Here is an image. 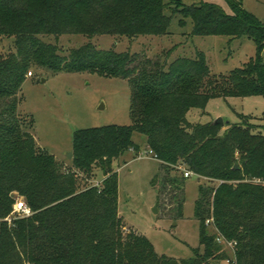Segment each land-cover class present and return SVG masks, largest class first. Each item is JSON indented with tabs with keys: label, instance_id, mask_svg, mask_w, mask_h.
Listing matches in <instances>:
<instances>
[{
	"label": "trees",
	"instance_id": "trees-1",
	"mask_svg": "<svg viewBox=\"0 0 264 264\" xmlns=\"http://www.w3.org/2000/svg\"><path fill=\"white\" fill-rule=\"evenodd\" d=\"M228 1L232 14L215 4L180 0H0V38L13 39L12 49L0 54V264H264V123L242 115L223 130L187 118L214 97L264 96V23L242 0ZM177 14L181 25L192 20L194 35L254 39L255 56L211 82L203 52L167 64V57L99 49L92 42L62 55L43 40L165 35ZM33 67L128 79L132 124L77 130L72 166L63 169L38 146L33 117L19 112V93ZM135 132L146 136L149 152L162 163L153 180L162 194L167 186L184 190L182 167L207 181L199 184L195 201L200 247L191 258L159 255L146 236L124 232L114 162L130 149L140 152ZM177 168L181 175L172 176ZM98 173L104 176L100 185L81 188ZM14 193L32 214L9 224ZM176 200L181 214L186 197L181 193ZM219 236L236 242L234 251L229 254Z\"/></svg>",
	"mask_w": 264,
	"mask_h": 264
},
{
	"label": "rangeland",
	"instance_id": "rangeland-1",
	"mask_svg": "<svg viewBox=\"0 0 264 264\" xmlns=\"http://www.w3.org/2000/svg\"><path fill=\"white\" fill-rule=\"evenodd\" d=\"M180 1L187 6L211 3L227 14L233 13L228 0ZM242 5L264 23V0H242ZM179 19L178 14L172 17L165 35H141L136 38L97 35L89 38L82 34H64L58 38L46 36L43 40L56 44L62 55H68L71 49L92 42L99 49L144 53L151 59L160 57L163 61L167 57V64L177 58L194 57L197 52H203L211 69V82L242 68L256 54L257 43L252 38L194 35L192 20L187 19L181 25ZM12 47V38H0V54H7ZM262 56L264 58V50ZM19 94L22 98L19 112L33 117V135L38 146L53 154L63 169L72 166L70 159L73 157L74 133L77 130L106 125L124 126L133 122L131 86L124 78L107 77L90 71L53 73L44 67H33L27 72ZM242 115L253 122L264 123V96L214 97L209 99L204 109H191L187 118L194 124L222 118L225 130L228 122H239ZM133 140L140 145V152L130 149L114 162L119 177V214L124 221V232L133 231L146 236L159 255L183 259L193 257V249L200 247L199 222L194 216L195 201L199 184L207 181L191 176L186 179L184 190L167 186L162 194L161 184L153 181L161 175L162 163L148 153L145 135L135 132ZM171 175L180 176V168L172 170ZM103 179L101 173L90 179L85 178L81 188L100 185ZM181 193L186 200L179 214L176 199L177 196L181 198ZM14 195L15 203H26L23 196L18 193ZM156 205L158 211H155ZM13 209L5 218L9 224L16 218ZM28 216L26 213L21 215ZM227 249L230 254L232 250ZM221 264H232V261Z\"/></svg>",
	"mask_w": 264,
	"mask_h": 264
},
{
	"label": "built area",
	"instance_id": "built-area-1",
	"mask_svg": "<svg viewBox=\"0 0 264 264\" xmlns=\"http://www.w3.org/2000/svg\"><path fill=\"white\" fill-rule=\"evenodd\" d=\"M149 154H152V152H148ZM153 155V154H152ZM154 156V155H153ZM182 171L184 172V176L189 178L191 176H194V173L191 172L190 170H187L185 168H181ZM13 213L16 214V217H21L22 213H26L27 215H31L32 214V211L31 209L28 208V205L27 203H25L24 201H19V202H16L15 205H14V209H13ZM213 220H208L207 221V224H211ZM217 240L226 245L228 248H230L232 251H234L235 249V246H236V242L234 241H229L227 239H225L223 236H219L217 238ZM230 262V260H228Z\"/></svg>",
	"mask_w": 264,
	"mask_h": 264
},
{
	"label": "water",
	"instance_id": "water-1",
	"mask_svg": "<svg viewBox=\"0 0 264 264\" xmlns=\"http://www.w3.org/2000/svg\"><path fill=\"white\" fill-rule=\"evenodd\" d=\"M214 123H216V124H220V125H223V124H224V121H223L222 118H218V119H216V120L214 121ZM71 156H72V152L69 153V157H71ZM235 168H238V165H236ZM155 211H158L157 205H156V207H155Z\"/></svg>",
	"mask_w": 264,
	"mask_h": 264
}]
</instances>
